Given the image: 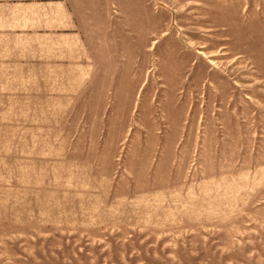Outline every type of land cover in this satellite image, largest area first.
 Masks as SVG:
<instances>
[{
	"label": "rangeland",
	"instance_id": "obj_1",
	"mask_svg": "<svg viewBox=\"0 0 264 264\" xmlns=\"http://www.w3.org/2000/svg\"><path fill=\"white\" fill-rule=\"evenodd\" d=\"M56 1L86 74L0 27V264H264V0Z\"/></svg>",
	"mask_w": 264,
	"mask_h": 264
},
{
	"label": "crops",
	"instance_id": "obj_2",
	"mask_svg": "<svg viewBox=\"0 0 264 264\" xmlns=\"http://www.w3.org/2000/svg\"><path fill=\"white\" fill-rule=\"evenodd\" d=\"M50 27L60 32L65 31L73 43V53L78 66L79 44L76 42L75 34L70 31L71 23L66 10L56 0H0V27L28 28L32 34L43 36L46 34L47 22ZM16 23L15 25H13ZM49 28V27H48ZM82 70V68H81ZM83 71V70H82ZM83 74H86L83 71Z\"/></svg>",
	"mask_w": 264,
	"mask_h": 264
}]
</instances>
